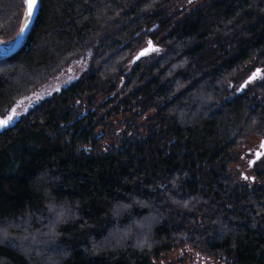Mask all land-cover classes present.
<instances>
[{"label": "trees", "instance_id": "trees-1", "mask_svg": "<svg viewBox=\"0 0 264 264\" xmlns=\"http://www.w3.org/2000/svg\"><path fill=\"white\" fill-rule=\"evenodd\" d=\"M78 62L0 129V264H264V0H40L0 118Z\"/></svg>", "mask_w": 264, "mask_h": 264}, {"label": "rangeland", "instance_id": "rangeland-1", "mask_svg": "<svg viewBox=\"0 0 264 264\" xmlns=\"http://www.w3.org/2000/svg\"><path fill=\"white\" fill-rule=\"evenodd\" d=\"M82 68H83V65H81L80 62L68 67L61 74L57 75L51 81L41 86L36 92H34L33 94L29 95L26 98L19 100L15 105H13V107H11L7 111L6 115L0 119H4L8 115H10L11 110L13 108H15L18 113L23 112L25 108H27L33 102L37 101L36 100L37 96L43 97L55 91L57 88L59 89L67 81L74 78L77 75V72L81 71ZM262 145H264V140L244 144L242 146V148H244L245 150V152L243 153V158H244L243 161L244 162L252 161V159L254 158V153H256L258 156L256 159L258 160L257 162L264 161V147H262ZM168 258L170 259L169 261L172 263L173 258H171V256H168Z\"/></svg>", "mask_w": 264, "mask_h": 264}, {"label": "snow or ice", "instance_id": "snow-or-ice-1", "mask_svg": "<svg viewBox=\"0 0 264 264\" xmlns=\"http://www.w3.org/2000/svg\"><path fill=\"white\" fill-rule=\"evenodd\" d=\"M24 3L26 5V9H25L26 20H25V23H24V27L21 28V33H23L29 27V22H31L35 18L36 14L39 11V0H24ZM151 51H156V49L152 46V42L149 41L148 42V47L145 48L140 53V55L141 56L146 55L147 53H149ZM259 73H260V70L257 69V71L255 73H253V76L250 77V79H254L257 75H259ZM56 90L59 91L58 88ZM39 99H41V97L37 96L36 100H39ZM27 110H28L27 108L24 109L25 112ZM19 115H20V113H18L16 111V109L13 108L11 110V114L10 115H8L4 119H0V129L12 124L13 121H14V118H17ZM262 147H264V145H262Z\"/></svg>", "mask_w": 264, "mask_h": 264}, {"label": "water", "instance_id": "water-1", "mask_svg": "<svg viewBox=\"0 0 264 264\" xmlns=\"http://www.w3.org/2000/svg\"><path fill=\"white\" fill-rule=\"evenodd\" d=\"M39 3H40V0H39ZM25 9H26V5L24 3V9H23V13H22L21 21H20V26L15 36L10 41H7V42L0 40V59L7 58L13 55L15 52H17L19 48L21 47V45L23 44L29 30L31 29L38 13L36 14L35 18L31 22H29V27L23 33H21V28L24 27V23L26 20ZM142 51H140L139 54ZM252 76H253V73L250 76H248L246 80H250V77ZM257 157H258L257 154L254 153V158L252 159V161L257 159Z\"/></svg>", "mask_w": 264, "mask_h": 264}, {"label": "flooded vegetation", "instance_id": "flooded-vegetation-1", "mask_svg": "<svg viewBox=\"0 0 264 264\" xmlns=\"http://www.w3.org/2000/svg\"><path fill=\"white\" fill-rule=\"evenodd\" d=\"M242 174L243 176H246V173ZM250 178L253 179L252 176H250ZM188 253L191 254V256L189 258H185L182 264H225V262L222 260H217L213 256L202 254L199 251L193 249H190Z\"/></svg>", "mask_w": 264, "mask_h": 264}]
</instances>
